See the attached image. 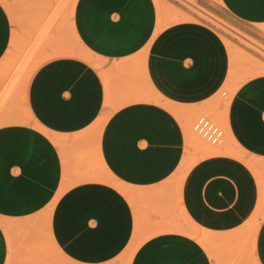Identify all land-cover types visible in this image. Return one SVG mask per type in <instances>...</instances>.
Wrapping results in <instances>:
<instances>
[{
  "label": "crops",
  "instance_id": "0c3cea01",
  "mask_svg": "<svg viewBox=\"0 0 264 264\" xmlns=\"http://www.w3.org/2000/svg\"><path fill=\"white\" fill-rule=\"evenodd\" d=\"M158 1L76 0L70 27L84 56L56 55L51 27L53 55L25 91L28 120L0 126V264L28 251L18 242L36 237L34 219L67 264H264L252 170L221 149H200L184 170L187 139L198 144L171 111L203 109L233 54L195 13ZM196 3L264 42V0ZM23 27L0 2V60ZM236 105L252 115L246 124ZM226 107L230 139L264 157V73ZM134 237L145 239L129 262L117 260Z\"/></svg>",
  "mask_w": 264,
  "mask_h": 264
},
{
  "label": "rangeland",
  "instance_id": "374dc122",
  "mask_svg": "<svg viewBox=\"0 0 264 264\" xmlns=\"http://www.w3.org/2000/svg\"><path fill=\"white\" fill-rule=\"evenodd\" d=\"M75 1L0 0L9 12L13 24L19 25L22 22L24 26L22 34L20 31H14L11 45L5 56L0 60V126L28 120L29 114L25 98L26 87L32 73L39 64L53 55L51 53V40L48 39L53 25L58 29L59 36V52L54 53L56 55L84 56L85 52L70 27V16ZM187 1L193 6L180 0H174V2L195 13L219 31L221 38L233 55L230 58L229 72L225 83L203 109L191 111L171 107V111L181 123L182 128L185 132H189L195 141L194 143L198 144L194 145L187 139L185 146L187 165L184 166V170L194 163L197 158L201 157L200 149L205 151L221 149L242 159L252 170L258 184V203L251 219L253 223L251 227H254L258 218L264 217V157L245 155L238 142L230 139L231 130L228 128L226 106H229L234 91L240 85L254 75L264 73V51L253 46L257 45L264 50V42L254 40L215 16L201 11L196 0ZM157 5L162 6L158 0ZM171 7L181 12L173 5ZM223 92H226V94L222 95ZM233 110L237 121L242 124H246L249 119H252L251 114L237 105ZM199 115L207 116L224 130V137L219 144L210 145L192 130V123ZM118 186L124 192L129 191L124 186L119 184ZM145 207L147 208L146 204ZM46 212H50V206L46 209ZM31 224L38 234L32 241H24V237L20 238L18 245L26 246L28 251L23 253L13 250L10 254L11 257L9 256L8 264H37V261L42 262V260L43 263L40 264H67L58 256V252L45 229V221L34 219ZM189 227L194 229L193 235H196V229L192 226ZM198 238L205 241V243L211 239L206 236H199ZM144 239L134 237L125 248L123 255L117 260L129 262L134 250Z\"/></svg>",
  "mask_w": 264,
  "mask_h": 264
},
{
  "label": "built area",
  "instance_id": "2783aa9c",
  "mask_svg": "<svg viewBox=\"0 0 264 264\" xmlns=\"http://www.w3.org/2000/svg\"><path fill=\"white\" fill-rule=\"evenodd\" d=\"M180 1L191 5V3L188 2L187 0H180ZM253 46H255L259 50L264 51L261 47L257 45H253ZM192 130L201 138H203L206 142H208L210 145L219 144L224 137V130L217 123H215L205 115H199L195 118V120L192 123Z\"/></svg>",
  "mask_w": 264,
  "mask_h": 264
}]
</instances>
